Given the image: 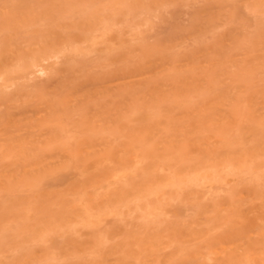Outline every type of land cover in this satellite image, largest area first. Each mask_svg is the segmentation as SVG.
Returning a JSON list of instances; mask_svg holds the SVG:
<instances>
[{"label":"rangeland","instance_id":"obj_1","mask_svg":"<svg viewBox=\"0 0 264 264\" xmlns=\"http://www.w3.org/2000/svg\"><path fill=\"white\" fill-rule=\"evenodd\" d=\"M52 33L58 50L69 51L43 74L8 75L14 89L0 92V190L17 191L16 208L52 221L24 227L17 219L26 231L0 230L12 247L0 262L16 259L18 235H43L76 206L63 195L55 201L52 192L65 186L45 180L46 171L67 166H75L72 175L109 182L97 191L105 198L124 194L113 200L120 217L75 229L85 254L61 264H232L227 259L243 251L249 264L261 256L264 0H0V51L22 59ZM85 34L97 43H84ZM53 98L55 120L45 108ZM227 164L238 168L234 175ZM193 176L211 183L173 185ZM157 200L183 210L148 214ZM230 232L237 236L226 238ZM93 235L101 245L90 262ZM44 258L21 257L20 264H57Z\"/></svg>","mask_w":264,"mask_h":264},{"label":"bare ground","instance_id":"obj_2","mask_svg":"<svg viewBox=\"0 0 264 264\" xmlns=\"http://www.w3.org/2000/svg\"><path fill=\"white\" fill-rule=\"evenodd\" d=\"M99 36L103 37V33H99ZM99 37V39H100ZM97 37H87L85 34V37L81 38V40L84 43H90L91 45H95L97 43L96 41ZM58 44H60V41H57L56 36L52 33V36L47 40H44V44L39 46L36 49L31 50V52L27 55H25L22 59H16L11 52L7 50H1L0 51V92L3 89L10 88L9 91H11V87L14 89L13 85V79H9L8 81V75L14 74L15 78H21L25 77L27 75L31 74H43L46 72V70L50 71L54 67L55 60L58 58L59 52H66L69 51L67 49H61L58 50ZM71 49V48H70ZM72 50V49H71ZM76 52L77 50H73ZM67 53V52H66ZM51 59V63L49 64V67L45 64H43V61ZM7 69V70H6ZM8 86V87H7ZM8 94V92L6 93ZM59 101L53 98V100H48L47 103H45V108L48 110V113H51V116L56 119V113L57 109L60 107L58 104ZM243 131V130H242ZM53 133H57L56 129L53 130ZM89 143L96 144L89 139ZM97 145V144H96ZM68 155L70 156L69 160L75 161V158L70 154V150L66 151ZM107 165H113V169H117V171L124 173L125 167L124 165L120 164V162L116 159H114L112 156H105L102 160ZM40 162V161H39ZM99 161H89L87 160L85 164L83 165H91L93 167H96V164ZM225 169L230 171L232 175L235 174V170L237 171L238 168H235L234 165L227 164L225 165ZM75 166H67V167H57L55 170H49L46 171V181H52L54 180V183L49 186L58 185L59 187L65 186L62 191L55 190L53 191V197L55 201H58L60 199V195L67 196L72 198L74 201H77L76 206L69 205L67 209V214H64V216L60 217V219L53 223V227H49L46 230V233L41 235L37 229H32L30 231L24 232L20 235H18L15 239L20 242L18 245V256L16 259H13L12 262L7 263L6 259L4 258L0 264H20L21 257L26 259H34L38 256H45L50 258L51 260L56 261L57 264H61L63 257L72 258L74 260H79V258L85 254L84 249H81L77 243L78 241L74 238L75 236H78V234H75L76 228L83 227L84 229H90L93 230L95 225H98L100 223L98 218H101V216L105 218H118L121 215V211L118 208V202H120L119 199L113 201L114 199L121 197L124 192L119 194L118 190H114L110 193L109 197L105 198L101 193L97 192L98 188H107L109 186V182H106L105 184H100L98 182H93V178L91 176L86 175L81 171L79 176L72 175V172L76 174L74 171ZM192 180L190 182H184V180H177L176 182H173V185L180 189L184 188L185 186H199L203 187L205 184L211 183L210 180L207 177H197L193 176ZM213 180V179H211ZM237 181V179H234ZM214 181V180H213ZM215 182V181H214ZM204 188V187H203ZM15 190L12 191V193L5 192V189L0 190V230L4 232L12 231L13 229L17 231H26L25 228H22L19 226V223L16 221L17 219H20L24 227L26 225H32V224H38L43 226H48L49 223H51L52 218H47L44 214L37 215V211H35L33 208L25 207V208H16L14 201L16 197ZM44 196V191L41 192V195L39 194V201ZM157 204L147 211L148 214H154V216L158 215L160 212H172V213H178L183 210L179 205L177 204H171L169 206H166V203H162L160 200L156 201ZM38 206L39 203H38ZM160 213V214H161ZM68 216V217H67ZM63 223V224H62ZM42 226V227H43ZM44 230V229H43ZM64 230L66 233H70L65 238H60L58 231ZM236 233L230 232L226 238L232 239L233 237H236ZM257 237L264 238V234L259 232L256 235ZM10 237V235L5 233H0V253H10L12 247L11 242H7L5 238ZM60 238V239H59ZM74 238V239H73ZM92 239L89 240V248L91 249V255L90 256V262L96 259V256L98 254V251H96L100 245L101 240L93 235L91 237ZM28 243V245H26ZM219 244L218 240H215L213 242V246L217 247L216 245ZM249 244V243H248ZM24 245V246H23ZM23 246L29 247V254L24 253V250H20V247ZM250 247V244L248 245V248ZM257 246H253L252 248H255ZM55 248L57 249V253L51 252L49 249ZM5 249V250H4ZM27 249V248H26ZM74 256H70L72 254ZM255 253V252H253ZM69 254V255H68ZM50 256V257H49ZM80 256V257H79ZM249 254H247V251H243V253L235 254L233 256H230L227 260L228 262L234 264H242V260L248 259ZM53 257V258H52ZM44 258V260H45ZM234 262V263H233ZM245 262V261H244ZM243 262V264H244ZM51 264V263H50ZM75 264H78L76 262ZM182 264V263H181ZM249 264H264V251L262 252V255L259 257H255L249 260Z\"/></svg>","mask_w":264,"mask_h":264}]
</instances>
